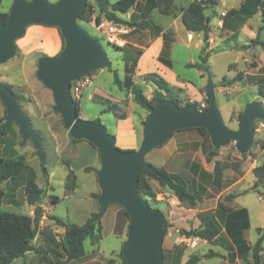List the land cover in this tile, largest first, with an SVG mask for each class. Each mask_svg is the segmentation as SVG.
Instances as JSON below:
<instances>
[{
  "label": "rangeland",
  "instance_id": "obj_1",
  "mask_svg": "<svg viewBox=\"0 0 264 264\" xmlns=\"http://www.w3.org/2000/svg\"><path fill=\"white\" fill-rule=\"evenodd\" d=\"M12 1L2 0L0 11L9 12ZM48 1L54 4L58 0ZM116 1L108 0V3L111 5ZM192 1L199 2L203 6L209 22L221 10L229 12L238 7V0H218L216 6L213 7L206 0H172L173 4L168 9L169 14H181ZM87 5L95 8V16L101 15L102 9L95 0H87ZM163 9L164 4L161 3L159 8L155 10V14L165 15L162 12ZM94 15L93 17H95ZM77 23L100 41L108 52L113 69H116L118 77L123 79L125 73L123 62L120 59L121 55L112 45L107 43L100 31L91 26L90 23L94 25V21L81 24L77 20ZM239 24L241 23L236 25ZM246 25L252 29L253 38L249 36L248 30L245 35L238 30L235 35V37L237 36L236 39L231 35L225 39L222 31L223 26L221 28L216 26L212 19L209 29L214 44L213 48L209 50L211 41L208 40L206 50L210 51V55L201 73L203 77L200 78L201 74H198L196 70L184 68L182 65L189 58L198 61V52L194 48L184 51V49L175 47L173 56L176 73L187 82L195 85L206 84L207 80L211 79L217 87L224 78L228 79L233 76L232 70L237 69L242 73H250L253 70L251 64L257 66L259 57L254 56L255 53L251 48L245 46L254 38L263 39L264 29L262 27L264 24L254 18ZM29 28L33 29V34L44 33L46 28H54L62 37L60 26L42 24L26 26L20 37ZM17 39L15 40L13 56L0 64V82L12 87L16 94L17 104L29 120L31 130L40 139L41 147H38L30 137L24 138L18 122L7 121L9 113L6 105L0 99V127H3L5 131V135L0 137V160L22 159L24 164V169L18 177L0 181V211L33 217L34 206L28 203L26 196L27 183L31 178H34L35 184L43 193L37 235L31 242L33 250L12 264H129L124 252L130 219L129 221L126 220L122 214L124 208L118 203L108 205L104 213L101 216L98 215L101 209L98 201L101 190L93 175L77 171L75 186H73L71 170L64 165L62 153L66 139L71 142L73 139H77L73 138L66 130L61 115L55 111V103L50 89L43 84L37 74L38 60L41 58V53L34 48L37 41L30 42L23 48V46L16 44ZM65 47L66 42L64 41L63 48ZM261 51L263 56L264 49ZM133 59L131 58V60ZM93 74L95 80L92 87L97 86L105 92L111 91L113 94H120L118 87L114 85V77L108 70L102 72L96 70ZM255 91L254 89L247 90L243 92L245 96H241L239 90L228 92L224 89H216L214 92L216 106L226 127L234 131L239 129L241 115L248 103L247 99H253L256 96ZM143 92L148 99H151L153 90L145 87ZM176 96L179 98L181 106L192 102L207 105V90L203 91L200 99H196L190 93L183 91H178ZM256 100L258 101V98ZM120 105L123 106L126 114L128 109L131 111L132 104H129L128 92L125 93V100L121 101ZM134 105L136 112L146 113L141 119L139 127L140 137H143V125L150 110L145 112L136 103ZM81 106V115L91 116V118H94L104 108L101 103L91 102L86 98L82 99ZM108 120H113L110 114H103L100 117V121L107 130L110 128ZM260 122L261 120L258 118L253 119L252 142L245 151L238 150L234 141L218 148L212 146V149L211 147H202L201 149L195 147L194 151L189 149L192 139H189V146L180 144L175 146L171 142V137L182 130H174L164 143L155 147L145 156L146 163L151 166L163 168L170 173L181 172L184 174L188 180L190 192L196 197L193 206L180 201L178 205L170 206L164 201L156 200V197L148 199L150 207L157 210L161 215L159 225L161 252L169 256L165 264H179L181 258L201 254L205 248L203 242H200L196 250H192L185 244L177 242L178 233L204 229L206 221L215 220L219 211L228 209L232 200H226V197L231 194L223 193L225 188L238 181L236 189H244L250 185L253 177L264 176V167H258L264 164V159H260L264 158V130L258 131ZM211 151H215L216 155L207 161L206 155ZM164 152L166 154L165 164ZM254 160H258V166L254 165ZM215 164H218L222 173L220 189L212 185ZM150 185L155 193L165 190L153 180L150 181ZM258 185L256 182L253 187ZM261 190V194H264L263 189ZM221 191L222 194H220ZM258 196L259 193L254 191L237 199L238 204H247L251 208L252 227L250 235H253L256 228L260 226H262L264 234V203L258 200ZM92 214L96 215V222L101 227L100 231L96 233L95 238L85 240V253L82 258L68 260L62 248L64 228L58 226L52 217L62 219L68 224L82 225ZM259 234L262 236V232ZM176 254L179 255L178 259Z\"/></svg>",
  "mask_w": 264,
  "mask_h": 264
},
{
  "label": "water",
  "instance_id": "obj_2",
  "mask_svg": "<svg viewBox=\"0 0 264 264\" xmlns=\"http://www.w3.org/2000/svg\"><path fill=\"white\" fill-rule=\"evenodd\" d=\"M106 9V0H95ZM87 0H59L50 4L47 0H14L7 23L0 29V64L15 52V40L28 25L60 26L66 47L55 57H41L37 74L50 89L55 111L63 120L68 133L77 140H87L100 156V169L96 172L101 195L98 196L101 216L105 208L114 203L123 206L130 222L125 244V256L129 264H163L161 252V215L151 208L137 192L136 185L142 169L153 170L145 156L164 143L174 130L204 127L215 148L236 142L240 151L252 142L255 118L264 120V107L260 102L249 103L241 115L237 131L226 127L216 106L211 82L207 85L209 106L199 111L193 105L181 106L166 100L151 107L143 125V140L137 151H121L115 147V139L100 121L82 120L70 93L71 83L84 75L103 67H110L100 41L77 23L78 13L86 7ZM0 99L6 105L8 122L16 121L24 138H31L41 147V141L30 128V123L17 104L16 96L0 82Z\"/></svg>",
  "mask_w": 264,
  "mask_h": 264
},
{
  "label": "crops",
  "instance_id": "obj_3",
  "mask_svg": "<svg viewBox=\"0 0 264 264\" xmlns=\"http://www.w3.org/2000/svg\"><path fill=\"white\" fill-rule=\"evenodd\" d=\"M24 1L30 2L31 0H24ZM106 1H107V7L105 10L102 9L101 12L102 19H104L103 14L105 12L111 11L112 4L110 5L108 3V0ZM243 1L244 0H238V7L232 10H238ZM93 10L95 11L94 7ZM155 10L156 9H153L151 12H147L145 9V0H138V5L130 9L128 12L126 13L115 12V15L119 19L131 24V26L124 25L127 29V33L121 36L123 41L122 47L119 48L114 47V49L117 50L118 53H120L121 55L120 59L123 62V70L125 68V65L130 66L131 63L134 64L133 74L131 75L134 84H137L142 88L147 87L148 89L153 90L154 93L155 86L148 82H145L143 80V77L146 74L155 73L160 78L165 80L168 83L169 87L174 91H176L177 93L178 91L190 93L196 99L202 98L203 91L207 90V85L209 82H211L214 92H216V89L218 88L227 90L228 92H234L236 90H239L241 92V96H245L243 92L254 89L256 90L255 91L256 96L253 99H247L248 101L247 104L253 102H260L264 107V98H262L258 93L259 82L262 78H264V55L263 56L261 55L262 54L261 50H263L264 48L260 46L248 47L249 44L245 46L251 48V50L255 53L254 56L259 57V62L257 66L254 65L253 63L251 64V68H253V70H251L250 73H245V72L242 73L237 69L232 70L234 74L233 76H230L228 80L234 78L235 75H237L238 73H242L243 75L242 79L236 82L233 86L222 87L220 86V84L222 83L221 81L219 86L217 87L216 84L211 79L207 80L206 84L205 83L198 85L191 84L187 82L184 78L180 77L174 69V56H173L174 49L177 46L181 49H184V51L189 50L191 48L197 50L198 61L189 58V60L184 61L182 63L184 68H191L188 67L187 65L200 63L199 56L201 55V49L203 47V35L202 33L188 32L184 28L181 22V14L174 15L168 13L165 15H156ZM10 11L6 13H10ZM222 12L224 11L221 10L217 14V16L213 17L212 19L215 21L216 26H218V23L220 21H222V26H223L222 31L224 32L225 39H227L228 36L230 35L235 37V35L237 34L236 31L238 30H240L243 35H245V32L248 30L249 36L253 38V31L246 24L254 18H257L261 22L260 11H257L251 17H247V18H242L235 15L231 17H227V14L224 18H222L221 17ZM212 19L209 22V26H211ZM140 21H148V24L145 25L143 28H139L135 26V24L139 23ZM237 23H241V24L237 26L236 25ZM90 24L92 27L95 25V23L94 25L92 23ZM33 32L34 31L32 28L27 29L25 31V34L17 39L16 44L19 46H23V48H25L26 45L30 44V42L37 41V44L34 46V48H36L39 53L47 57H55L63 50L61 36L56 29L46 28V31L44 33H37V34H33ZM236 38L237 36L235 37V39ZM208 40L211 41V43L209 44V50H210L213 48V44H214L213 39H211L210 32H209ZM262 40H264V37L263 39H261V41ZM235 47L236 45L234 46V48ZM104 51L106 53L107 60L110 63V67L109 68L103 67L97 70H100V72H102L103 70H108L109 73L112 75L114 72H116L118 76V71L116 69H113L111 59L105 48ZM131 58L134 59L131 60ZM191 69H194L198 74H201L204 67L202 69H198V68H191ZM125 77L126 74H124L123 79H120L119 77L118 78L122 82L125 79ZM201 77H203V74H201L200 78ZM137 78H139V81H137ZM118 91L120 92V94L117 93L113 94L111 91L105 92L97 86L89 87L88 89L84 90L83 93L81 94L80 99L78 100L80 106L79 117L82 120L92 119L87 121H94L97 119L100 121V117L103 114H110L113 117V120L112 121L108 120L110 123L109 130H107V128L102 124L101 121L100 123L106 129V131L114 137L115 147L121 151H137L139 150L143 140V137L142 136L140 137L139 134L140 122L141 119L146 115V113H139L135 111L136 107L134 105L133 97L130 91L125 90L123 88L122 90L121 88H118ZM126 92H128L129 104H132V109L131 111L128 109L125 119H117L110 112L103 113V111L108 107V102L120 104L121 101L125 100ZM256 97L258 98V101L256 100L257 99ZM83 98H86V100L91 102L101 103L102 105H104L103 110L99 114L94 116V118L93 117L91 118V116H82L81 101ZM144 110L146 112V109ZM260 123L264 124V120H261ZM184 129H180L182 131L176 132L171 137V142L175 146L177 144L189 146L190 144L189 139L193 140L189 147V149L193 151L195 147H199V149H201L202 147H211L212 149V146H214L209 134H208L209 137L207 138V137H203L196 130L185 131ZM263 130L264 128L261 129L258 128V131L262 132ZM163 157L165 164L166 162L165 152ZM260 159H264V158H260ZM62 161L64 162V165H66L67 167L70 168L71 171H73L75 175V180H76L77 171H82L85 174H91L95 177V181L98 184L99 189L101 190L98 177L96 174V172L100 169L99 151L88 141L79 140L77 142H71L68 139H66L65 143L63 144ZM254 165L258 166V160H254ZM258 167H264V164L263 166H258ZM87 168H91V170L87 171L86 170ZM256 182H258L259 185L254 188L253 186L254 183ZM237 184L238 181L237 182L235 181L233 185L223 190V193L228 192V194H231L226 197V200H232L231 206L228 209L219 211L215 220L210 219L205 222L204 228H207L209 225H214L218 231L211 241L199 239L198 245L200 244V242H203L205 244V248L201 252V254H195L200 257V261L198 262V264H254L252 258V248L255 245L256 241L261 237L263 238V241L261 244L260 251L258 253L259 256L258 264H264V234H263L262 226L257 227L254 234L250 235L251 227H252L251 208L247 204L240 205L237 203L238 198H241L242 196H245L248 193L254 191L259 193L258 200L264 203V197H263L264 194H261L262 192L261 189H263L264 191V176L253 177L252 181L250 182V185L244 189H238V188L236 189ZM220 194H222V191L220 192ZM240 210L246 211L247 222H248L247 228H244L242 230H240V226L235 227V225L244 222L241 216L236 217L237 212ZM238 231L241 232L240 236H236L238 235ZM259 232H262V236L259 234ZM240 238L244 240L245 245L237 244V241L241 240ZM197 247L192 250H196ZM206 254H209L210 257H205ZM187 259L188 256L181 258L179 264H184Z\"/></svg>",
  "mask_w": 264,
  "mask_h": 264
},
{
  "label": "trees",
  "instance_id": "obj_4",
  "mask_svg": "<svg viewBox=\"0 0 264 264\" xmlns=\"http://www.w3.org/2000/svg\"><path fill=\"white\" fill-rule=\"evenodd\" d=\"M210 6H216L218 0H206ZM2 0H0L1 5ZM161 3L164 4L163 13L168 14V9L172 6V0H145V9L147 12H151L153 9H158ZM138 5V0H117L111 5V11H107L103 14V18L122 25L131 26L130 23H127L119 19L115 12L126 13L130 9ZM257 11L261 12V22L264 24V0H244L240 5L238 10H231L227 12V17L239 16L242 18L251 17ZM94 10L91 6H86L83 8L77 15V20L82 23H90L92 20L96 25L101 21V15L93 17ZM9 13L0 11V29L7 23ZM181 22L184 28L188 32L192 33H202L203 35V47L201 49V55L199 56V64H188V67L202 69L207 62V59L210 55V51H206L208 48V34L209 29V18L205 15L203 6L196 1H192L188 7H186L181 13ZM148 24V21H140L135 24L139 28H143ZM264 29V25L262 27ZM62 40V49L64 47V40ZM115 48L117 46L112 45ZM260 46L264 48V40L255 38L250 41L248 47ZM41 57L45 55L41 54ZM169 64V63H168ZM134 64L131 63L130 66L125 65L124 72L126 74L125 79L121 82L117 76V73H113L114 85L118 88H123L130 91L134 103L140 106L143 109L149 111L156 103L170 100L178 105H182L179 101V98L176 96L177 92L171 89L168 83L160 78L155 73L146 74L143 77L145 82H148L155 86V91L151 99H147L144 95L143 88L137 84H134L132 81L131 75L133 74ZM243 77L242 73H238L232 79L224 78L220 86L230 87L233 86L236 82L241 80ZM8 87L11 92L15 94L12 87ZM259 95L264 98V78L259 82L258 88ZM77 106V112L79 114L80 106L79 102L75 101ZM184 105H193L198 110L204 111L209 106V97L207 96V105L205 108L201 109L199 104L196 102L185 103ZM110 112L117 119H125L126 111L120 104H115L108 102V107L103 111V113ZM196 130L203 137H209L208 132L204 127H191L184 129ZM5 135L3 127H0V137ZM73 142L77 140L73 139ZM216 155L215 151H211L206 155V160L209 161L212 156ZM153 167V170L142 169L138 176V182L136 185L137 192L143 197V199L148 203V199L156 197V193L153 191L150 181H155L160 187L164 188L165 191H170L179 199L182 203H187L193 206L196 202V197L190 192L189 184L186 176L181 172L170 173L163 168ZM24 169V164L22 159L17 160H0V181H6L9 179L16 178ZM86 170H91L87 168ZM72 175V184L75 182V175L73 171H70ZM214 178L212 185L217 189H220L222 184V173L219 169L218 164H215L214 168ZM43 191L37 187L34 182V178H31L27 183L26 196L27 201L31 206H34V215L33 217L23 214H14L9 212L0 211V264H12L15 260L25 256L27 252L33 250L31 245L32 240L37 235V226L41 217V201H42ZM233 198V197H231ZM149 205V203H148ZM150 206V205H149ZM122 214L129 221L128 214L122 210ZM242 217L244 220L243 223L235 225V227L240 226V230L247 228V213L245 210H240L237 212L236 217ZM96 215L92 214L91 217L82 225L68 224L65 223L62 219L52 217L56 224L64 228V236L62 240V248L65 253V256L68 260H78L84 256V242L86 239L95 238L96 233L100 231V225L96 222ZM230 226V225H229ZM217 229L214 225H209L207 228L194 230L191 232H184L187 237H197L201 240L211 241L217 233ZM260 231V229H259ZM241 232L238 231L240 236ZM240 241H237V244H244V240L240 238ZM236 241V240H235ZM263 238H259L255 245L252 248V258L254 264H258L259 256L258 253L261 248ZM179 255L176 254L178 259ZM205 257H210L209 254H206ZM165 253H163V264L166 263L168 259ZM200 257L197 255H191L185 261L184 264H198Z\"/></svg>",
  "mask_w": 264,
  "mask_h": 264
},
{
  "label": "built area",
  "instance_id": "obj_5",
  "mask_svg": "<svg viewBox=\"0 0 264 264\" xmlns=\"http://www.w3.org/2000/svg\"><path fill=\"white\" fill-rule=\"evenodd\" d=\"M226 14L227 12H222L221 17L224 18ZM218 26L220 27L222 26V21L218 23ZM94 28L100 31L102 35H104L108 44L117 47H122L123 41L121 36L127 33V29L124 25L111 22L104 18L101 19L98 25L95 24ZM94 80H95V75L93 74V72H91L79 78L78 80L73 81L70 86V93L72 99L74 101H78L83 91L93 86ZM199 106L201 109L206 107V105L204 104H199ZM258 128H264V124L260 123ZM156 200L164 201L170 206L179 204V199L176 197V195H174L170 191H165V190L156 193ZM178 234H179V238L177 241L178 243H183L190 249H195L197 247L199 238L187 237L185 233L182 234L178 233Z\"/></svg>",
  "mask_w": 264,
  "mask_h": 264
}]
</instances>
